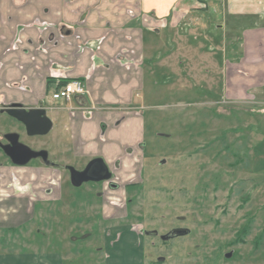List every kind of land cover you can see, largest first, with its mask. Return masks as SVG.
<instances>
[{
    "label": "rangeland",
    "instance_id": "374dc122",
    "mask_svg": "<svg viewBox=\"0 0 264 264\" xmlns=\"http://www.w3.org/2000/svg\"><path fill=\"white\" fill-rule=\"evenodd\" d=\"M210 11L145 36L147 53L165 46L171 57L156 64L167 53L156 49L144 66L153 73L138 97L145 107L136 179L76 187L68 166L87 164L72 160L70 135L55 125L29 140L59 164L61 193L36 202L49 171L29 182L34 206L20 226L0 228V264H264V88L243 99L250 87L233 81V94L229 87L232 78L252 77L258 60L264 68V49L244 57L242 32L256 20ZM29 169L0 168L8 177L0 192L8 182L16 189ZM176 229L189 234L164 239Z\"/></svg>",
    "mask_w": 264,
    "mask_h": 264
},
{
    "label": "crops",
    "instance_id": "0c3cea01",
    "mask_svg": "<svg viewBox=\"0 0 264 264\" xmlns=\"http://www.w3.org/2000/svg\"><path fill=\"white\" fill-rule=\"evenodd\" d=\"M211 9L225 21H257L242 32L248 36L243 43L245 58L264 49V0H0V107L44 106L52 129L56 125L70 135L73 161L86 160L88 165L102 159L114 177L136 179L142 160L141 111L145 107L138 97L147 74L153 73V69L147 73L144 66L154 60L152 51L156 49L167 51L156 64L171 57L165 46H150L147 53L145 36L178 30L192 13L197 19L211 18ZM258 62L247 81L230 80L232 94L233 81L250 87L243 99L264 88V68ZM72 80H80L87 95L55 105L48 94ZM54 162L51 169L28 168L20 178L28 182L20 193L13 186L14 192L9 193L11 185L0 192V228L26 222L35 203L30 202L28 184L43 176L41 170L50 174L41 180L36 202L60 197L57 182L62 173Z\"/></svg>",
    "mask_w": 264,
    "mask_h": 264
},
{
    "label": "flooded vegetation",
    "instance_id": "af4514ba",
    "mask_svg": "<svg viewBox=\"0 0 264 264\" xmlns=\"http://www.w3.org/2000/svg\"><path fill=\"white\" fill-rule=\"evenodd\" d=\"M9 107L6 106L0 107V168H5V169L7 168L8 172L9 170L24 169V168L37 170L40 166L50 169L54 168L56 164L51 159V154H49V152L44 148L32 146L30 144L31 142H29V140L41 136H29L27 134L26 126L19 120L7 114L6 109ZM23 108L27 111L35 110V109H44L47 113V110L44 106H39L36 108H25V107ZM25 151H27L28 155L25 154ZM33 160H39L40 166L38 167L30 166V163ZM87 166L83 167L78 171H83ZM109 172L113 175L112 177L113 179L114 174L110 170ZM3 180L4 181L7 180V176L5 174H2L0 176V185L4 184ZM70 181H71V174H70ZM102 182H107V181H102ZM10 185L11 187L13 186L11 183L8 182L6 187H10ZM22 185H24L22 183V179H19L17 184L18 187L15 190L18 189L23 190L24 186Z\"/></svg>",
    "mask_w": 264,
    "mask_h": 264
},
{
    "label": "water",
    "instance_id": "95a60500",
    "mask_svg": "<svg viewBox=\"0 0 264 264\" xmlns=\"http://www.w3.org/2000/svg\"><path fill=\"white\" fill-rule=\"evenodd\" d=\"M6 112L26 126L29 136H44L52 129V122L44 109L27 111L21 105H12L6 109ZM25 154L28 155L27 151ZM69 171L71 182L76 187L81 186L84 182L109 181L113 177L102 159L93 160L83 171H77L74 168H70ZM188 234V230L176 229L167 234L164 239H174Z\"/></svg>",
    "mask_w": 264,
    "mask_h": 264
},
{
    "label": "built area",
    "instance_id": "2783aa9c",
    "mask_svg": "<svg viewBox=\"0 0 264 264\" xmlns=\"http://www.w3.org/2000/svg\"><path fill=\"white\" fill-rule=\"evenodd\" d=\"M88 91L80 80H72L53 93L55 101L72 102L75 96H85Z\"/></svg>",
    "mask_w": 264,
    "mask_h": 264
},
{
    "label": "trees",
    "instance_id": "16d2710c",
    "mask_svg": "<svg viewBox=\"0 0 264 264\" xmlns=\"http://www.w3.org/2000/svg\"><path fill=\"white\" fill-rule=\"evenodd\" d=\"M68 82H65L63 85L67 84Z\"/></svg>",
    "mask_w": 264,
    "mask_h": 264
}]
</instances>
